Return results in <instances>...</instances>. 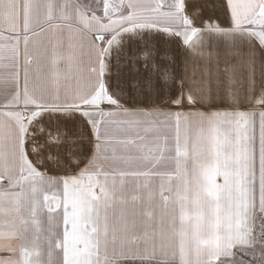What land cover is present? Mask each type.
<instances>
[{
    "label": "snow or ice",
    "instance_id": "snow-or-ice-1",
    "mask_svg": "<svg viewBox=\"0 0 264 264\" xmlns=\"http://www.w3.org/2000/svg\"><path fill=\"white\" fill-rule=\"evenodd\" d=\"M0 264H264V0H0Z\"/></svg>",
    "mask_w": 264,
    "mask_h": 264
},
{
    "label": "crops",
    "instance_id": "crops-1",
    "mask_svg": "<svg viewBox=\"0 0 264 264\" xmlns=\"http://www.w3.org/2000/svg\"><path fill=\"white\" fill-rule=\"evenodd\" d=\"M162 49L167 51L169 55L175 58L180 73L185 77L187 83L195 84L201 79L202 73H206L209 69V61L214 66L216 63L223 67L225 59L230 62H237L244 59L247 55L246 49L241 48L239 51L227 50L221 46L220 42L213 37H205L200 50L203 55L190 54L189 50L176 42L169 41L162 46ZM257 61H259L260 54L257 53ZM259 99V93L253 94L250 98L249 104L246 107L259 109L260 105L256 103ZM172 107H176L173 105Z\"/></svg>",
    "mask_w": 264,
    "mask_h": 264
},
{
    "label": "rangeland",
    "instance_id": "rangeland-1",
    "mask_svg": "<svg viewBox=\"0 0 264 264\" xmlns=\"http://www.w3.org/2000/svg\"><path fill=\"white\" fill-rule=\"evenodd\" d=\"M259 255H260L259 250H257V256H259ZM246 259H252V257L248 256V257H246Z\"/></svg>",
    "mask_w": 264,
    "mask_h": 264
}]
</instances>
